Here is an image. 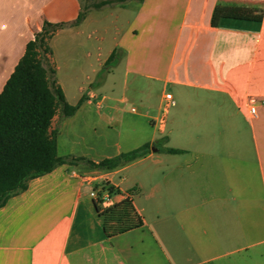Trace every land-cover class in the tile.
Returning a JSON list of instances; mask_svg holds the SVG:
<instances>
[{"label": "crops", "instance_id": "0c3cea01", "mask_svg": "<svg viewBox=\"0 0 264 264\" xmlns=\"http://www.w3.org/2000/svg\"><path fill=\"white\" fill-rule=\"evenodd\" d=\"M80 9L0 0V91L42 23ZM49 45L65 101L83 97L52 118L57 154L148 149L31 178L0 206V264H264V0H119Z\"/></svg>", "mask_w": 264, "mask_h": 264}, {"label": "trees", "instance_id": "16d2710c", "mask_svg": "<svg viewBox=\"0 0 264 264\" xmlns=\"http://www.w3.org/2000/svg\"><path fill=\"white\" fill-rule=\"evenodd\" d=\"M86 12L87 8L81 6L71 22L44 21L40 30L26 42L0 91V206L24 190L31 178L45 174L57 165L84 161L94 167L111 168L148 149V143H144L97 162L81 156L57 154L52 118L57 110L61 117L71 115L83 97L75 105L65 101L55 80L49 39L59 28L79 23ZM116 57V51H112L98 76L114 64ZM166 150L179 151L175 148Z\"/></svg>", "mask_w": 264, "mask_h": 264}, {"label": "rangeland", "instance_id": "374dc122", "mask_svg": "<svg viewBox=\"0 0 264 264\" xmlns=\"http://www.w3.org/2000/svg\"><path fill=\"white\" fill-rule=\"evenodd\" d=\"M81 6L87 9H95L104 6H111L119 0H80ZM104 74V73H103Z\"/></svg>", "mask_w": 264, "mask_h": 264}, {"label": "built area", "instance_id": "2783aa9c", "mask_svg": "<svg viewBox=\"0 0 264 264\" xmlns=\"http://www.w3.org/2000/svg\"><path fill=\"white\" fill-rule=\"evenodd\" d=\"M165 98L169 100L171 98L170 94L169 93H166L165 94ZM256 102L257 101L254 99V100H251V102L249 104L248 112H249L250 115H255L256 114V106H257L256 105ZM91 194L92 195H95L94 192H91Z\"/></svg>", "mask_w": 264, "mask_h": 264}]
</instances>
